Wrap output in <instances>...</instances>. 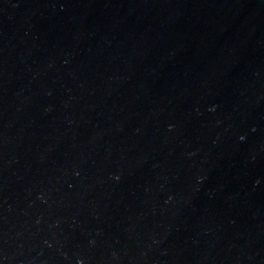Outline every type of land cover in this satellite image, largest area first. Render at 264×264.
<instances>
[{
	"label": "water",
	"instance_id": "1",
	"mask_svg": "<svg viewBox=\"0 0 264 264\" xmlns=\"http://www.w3.org/2000/svg\"><path fill=\"white\" fill-rule=\"evenodd\" d=\"M0 264H264V0H0Z\"/></svg>",
	"mask_w": 264,
	"mask_h": 264
}]
</instances>
